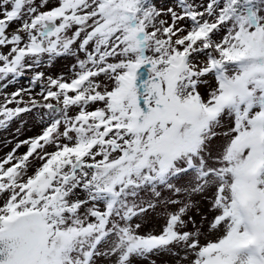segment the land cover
I'll return each instance as SVG.
<instances>
[{
  "label": "snow or ice",
  "instance_id": "1",
  "mask_svg": "<svg viewBox=\"0 0 264 264\" xmlns=\"http://www.w3.org/2000/svg\"><path fill=\"white\" fill-rule=\"evenodd\" d=\"M0 264H264V0H0Z\"/></svg>",
  "mask_w": 264,
  "mask_h": 264
},
{
  "label": "rangeland",
  "instance_id": "2",
  "mask_svg": "<svg viewBox=\"0 0 264 264\" xmlns=\"http://www.w3.org/2000/svg\"><path fill=\"white\" fill-rule=\"evenodd\" d=\"M155 2H156V3H161L162 0H155ZM169 2H172V0H169ZM6 135L10 137V133H3V132H0V141H2Z\"/></svg>",
  "mask_w": 264,
  "mask_h": 264
}]
</instances>
